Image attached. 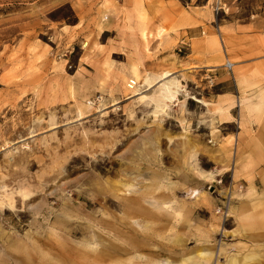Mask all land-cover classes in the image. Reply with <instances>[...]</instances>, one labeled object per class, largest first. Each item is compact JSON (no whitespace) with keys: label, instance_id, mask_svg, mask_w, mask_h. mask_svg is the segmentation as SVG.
I'll use <instances>...</instances> for the list:
<instances>
[{"label":"rangeland","instance_id":"374dc122","mask_svg":"<svg viewBox=\"0 0 264 264\" xmlns=\"http://www.w3.org/2000/svg\"><path fill=\"white\" fill-rule=\"evenodd\" d=\"M263 98L264 0H0V264H264Z\"/></svg>","mask_w":264,"mask_h":264},{"label":"bare ground","instance_id":"6f19581e","mask_svg":"<svg viewBox=\"0 0 264 264\" xmlns=\"http://www.w3.org/2000/svg\"><path fill=\"white\" fill-rule=\"evenodd\" d=\"M169 75H170L169 71L164 72L163 73L164 80L162 82H160V85L161 86H159V87L163 88V96L165 98L164 99L165 102H161V103L157 102V104H156V110H154V114H156V115L159 113V111H161L163 109L164 106L167 105V103H166L167 100L168 101H173L175 99L177 100L178 93L180 92V90L183 89V88H181L182 86L179 83V81L170 78ZM191 167L193 168V170L195 168V170H196L195 172H196V174L199 177L205 178L206 180L209 179V178L213 179V173H210V172L209 173H206V172L202 171L201 169L199 170L198 166H195L193 163H192ZM195 192H196V190H195ZM199 254L206 256V255L209 254V251L208 250L200 251Z\"/></svg>","mask_w":264,"mask_h":264},{"label":"crops","instance_id":"0c3cea01","mask_svg":"<svg viewBox=\"0 0 264 264\" xmlns=\"http://www.w3.org/2000/svg\"><path fill=\"white\" fill-rule=\"evenodd\" d=\"M149 9L150 10L151 9L154 10V5H150ZM171 13H172V11H171ZM263 100H264V98H263ZM262 106H264V101H263V105ZM222 109H224V108L222 107ZM227 109H228V107L226 108V110ZM244 114H245V106L242 104V106H241V115L244 116ZM214 131L216 132V130H214ZM195 190H196V192H195ZM191 192H192L191 194H193V195H195V194L199 195L200 194V191L198 189H193ZM130 211L134 212V210H130ZM136 212H139V211H136ZM99 237H100L99 234H95L93 236V238H95V240H97ZM204 250H201V251H204ZM206 250L209 251V254L206 255V256H209V255L211 256L212 255V248H207ZM258 255L259 254L255 253V255L253 254V255L249 256V258H245L244 261H242V262L238 261V259L233 257V256L232 257L229 256V258H227V263L226 264H245V263H247V262H249L251 260H255V257L258 256ZM202 256L204 257L205 255H202Z\"/></svg>","mask_w":264,"mask_h":264}]
</instances>
